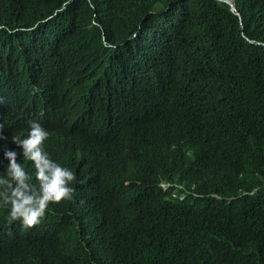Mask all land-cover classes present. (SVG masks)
I'll list each match as a JSON object with an SVG mask.
<instances>
[{
    "label": "trees",
    "instance_id": "1",
    "mask_svg": "<svg viewBox=\"0 0 264 264\" xmlns=\"http://www.w3.org/2000/svg\"><path fill=\"white\" fill-rule=\"evenodd\" d=\"M234 2L0 0V123L76 175L32 228L0 208V264H264V0Z\"/></svg>",
    "mask_w": 264,
    "mask_h": 264
},
{
    "label": "clouds",
    "instance_id": "2",
    "mask_svg": "<svg viewBox=\"0 0 264 264\" xmlns=\"http://www.w3.org/2000/svg\"><path fill=\"white\" fill-rule=\"evenodd\" d=\"M44 125L41 120H29L24 135L18 127L5 132L3 122L0 123V162H6L0 174V208L6 209L9 223L19 220L26 229L45 216L50 202L71 199L74 192L75 172L49 153L51 136ZM18 155L24 158L21 162H31V172ZM163 184L167 183L160 186L168 189Z\"/></svg>",
    "mask_w": 264,
    "mask_h": 264
},
{
    "label": "water",
    "instance_id": "3",
    "mask_svg": "<svg viewBox=\"0 0 264 264\" xmlns=\"http://www.w3.org/2000/svg\"><path fill=\"white\" fill-rule=\"evenodd\" d=\"M223 1L226 2L228 5H230L232 11H236V4L234 0H223Z\"/></svg>",
    "mask_w": 264,
    "mask_h": 264
},
{
    "label": "bare ground",
    "instance_id": "4",
    "mask_svg": "<svg viewBox=\"0 0 264 264\" xmlns=\"http://www.w3.org/2000/svg\"><path fill=\"white\" fill-rule=\"evenodd\" d=\"M28 128V127H27ZM27 128L26 129H22V130H18V132H24V135L26 134V130H27ZM17 132V131H16ZM50 133V132H49ZM5 137L7 136V135H4ZM1 142H2V140H0V144H1ZM87 157H89L88 155H86V157L85 158H87Z\"/></svg>",
    "mask_w": 264,
    "mask_h": 264
},
{
    "label": "rangeland",
    "instance_id": "5",
    "mask_svg": "<svg viewBox=\"0 0 264 264\" xmlns=\"http://www.w3.org/2000/svg\"><path fill=\"white\" fill-rule=\"evenodd\" d=\"M170 184H172V183L163 184L162 186H170Z\"/></svg>",
    "mask_w": 264,
    "mask_h": 264
}]
</instances>
